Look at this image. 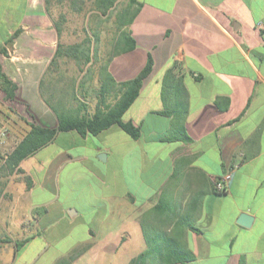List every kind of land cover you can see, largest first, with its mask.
<instances>
[{
  "label": "crops",
  "instance_id": "obj_1",
  "mask_svg": "<svg viewBox=\"0 0 264 264\" xmlns=\"http://www.w3.org/2000/svg\"><path fill=\"white\" fill-rule=\"evenodd\" d=\"M137 2L108 48H93L104 31L93 22L80 69L57 50L45 0H0L2 72L16 114L34 124L58 125L44 97L91 115L153 61L121 117L137 138L117 123L58 131L19 163L21 180L1 186L0 264H264V0ZM126 30L136 45L119 52ZM108 56L113 81L101 93Z\"/></svg>",
  "mask_w": 264,
  "mask_h": 264
},
{
  "label": "trees",
  "instance_id": "obj_2",
  "mask_svg": "<svg viewBox=\"0 0 264 264\" xmlns=\"http://www.w3.org/2000/svg\"><path fill=\"white\" fill-rule=\"evenodd\" d=\"M45 1L47 12L51 16L49 9L50 0ZM115 1L116 0H94V9H97L101 14H107L109 9L114 5ZM71 2L74 3L75 0H72ZM128 2V5L117 16L120 24L123 26L129 24V22L133 19L137 9L136 6L138 5L137 0H128ZM60 18V20H55L52 18L58 35H61V21L64 19V14H60ZM15 35H17V32L8 40V43L12 41ZM91 42V39L87 37L84 38L81 42L67 45L59 42L57 45V50H66L68 57L75 60L78 67L82 69V65H85L91 59V56H89ZM118 44L120 45L119 50H117L119 52L132 50L136 45L129 30H126L120 34ZM2 53H7L6 49L3 47L0 48V54ZM110 59L111 56H108L106 58V63L102 68L104 70L105 77L101 80V93H105V91L108 89L109 83L113 81V78L107 70V62ZM152 65V58L148 57L144 68L138 73L137 76L130 80L119 83V94H116L115 101L111 104L105 105V107L98 106L94 113L91 115L83 113L81 106L76 109L64 108V110L60 111L56 106L52 105L47 98L44 97L45 101L56 113V116L58 118L57 127H47L28 122V131L22 136L20 141L13 147V149L6 155L4 159L5 167H7L10 171H13L14 169H17V171H22L19 167V163L26 157L32 155L39 148L50 142L55 137L58 131L75 129L82 134H85L86 132L97 134L113 123H117L133 138H137L139 136V129L132 125V123L130 122H124L121 117L124 111L137 97L143 80L152 70ZM15 89L16 84L2 72L0 64V90L3 93L4 99L8 101L11 106V102L15 97ZM53 90L55 91V89ZM58 97H62L61 93L58 94ZM72 97L76 98V94L74 92H72ZM182 133L183 138L185 140H189V136L185 134L184 129ZM0 241L2 240L0 239ZM22 243L23 242H17V246H21ZM80 252L81 250L73 252L70 255V258L76 257ZM173 260L176 262H180L181 264H186L179 258H173ZM129 264H131V262Z\"/></svg>",
  "mask_w": 264,
  "mask_h": 264
},
{
  "label": "rangeland",
  "instance_id": "obj_3",
  "mask_svg": "<svg viewBox=\"0 0 264 264\" xmlns=\"http://www.w3.org/2000/svg\"><path fill=\"white\" fill-rule=\"evenodd\" d=\"M63 0L58 5L53 0L52 16L55 20H60V14H64L61 21V42L65 45L81 42L92 32L93 22L97 24L101 31L99 40L92 46L97 48H108V41L112 36L114 21L118 14L125 8L128 0H116L107 14H101L94 9V0ZM56 4V5H55ZM28 120L16 114L14 105H10L4 99L0 90V188L4 185H14L22 178V171H10L5 167V157L20 141L22 136L28 131ZM70 185L62 184L60 193L62 195L70 192ZM10 190V189H8ZM68 192V193H69Z\"/></svg>",
  "mask_w": 264,
  "mask_h": 264
},
{
  "label": "built area",
  "instance_id": "obj_4",
  "mask_svg": "<svg viewBox=\"0 0 264 264\" xmlns=\"http://www.w3.org/2000/svg\"><path fill=\"white\" fill-rule=\"evenodd\" d=\"M230 179V172L224 174V176L214 181V189L218 193H223L228 189V181Z\"/></svg>",
  "mask_w": 264,
  "mask_h": 264
},
{
  "label": "water",
  "instance_id": "obj_5",
  "mask_svg": "<svg viewBox=\"0 0 264 264\" xmlns=\"http://www.w3.org/2000/svg\"><path fill=\"white\" fill-rule=\"evenodd\" d=\"M104 155H105L104 153H100L99 158H101ZM252 219H253L252 215H250L248 212H241L237 219V222L240 223L241 225L249 226L250 223L252 222Z\"/></svg>",
  "mask_w": 264,
  "mask_h": 264
}]
</instances>
